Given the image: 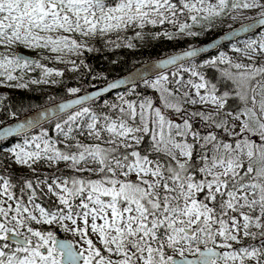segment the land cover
Returning a JSON list of instances; mask_svg holds the SVG:
<instances>
[{
  "label": "snow or ice",
  "instance_id": "1",
  "mask_svg": "<svg viewBox=\"0 0 264 264\" xmlns=\"http://www.w3.org/2000/svg\"><path fill=\"white\" fill-rule=\"evenodd\" d=\"M225 23L33 119L0 97V264H264V0H0V87Z\"/></svg>",
  "mask_w": 264,
  "mask_h": 264
},
{
  "label": "trees",
  "instance_id": "2",
  "mask_svg": "<svg viewBox=\"0 0 264 264\" xmlns=\"http://www.w3.org/2000/svg\"><path fill=\"white\" fill-rule=\"evenodd\" d=\"M225 31H227V23L219 25L212 33H209L206 36H201L192 42H190L187 38L175 41H169L161 38L160 40L149 41L143 46H138L136 50L127 48H119L114 51L105 50L100 45H97V47L101 48L99 52L85 53L83 57L85 62L91 66V72L82 70L80 73H66L63 78V84L54 85L53 87L46 89H41L42 87L37 88L32 85L28 90L12 89L6 91V87H0V97H6L4 100V106L8 109V111H16L18 119L37 108L69 98L65 93L66 87H82L84 89H88L92 75H104L111 80L117 76L127 74L141 63H145L171 53L180 52L182 49L187 48L192 44L199 45L208 42ZM129 35H131V33H129ZM113 61H117V63H113ZM58 67L63 66L60 65ZM32 75L35 76L36 74L33 73ZM209 75L211 76L213 73L209 71ZM93 83L96 84L97 88L105 84L102 80H96ZM142 89L143 84L140 85V89L138 90ZM148 94H152L150 89L148 90ZM53 97H55V99H53ZM108 98L112 99L113 96ZM0 119H3L6 124L13 121L7 114H0ZM36 133H38V130H36ZM11 144L12 141L9 140L7 144L0 145V148L10 146ZM61 167H63V165H61ZM42 168L45 169L47 167L43 166ZM14 171L18 174L22 173L31 175L29 171H24L21 168H14ZM53 171L55 170L47 168V170L45 169V171L40 173L43 175H50ZM38 202L46 206L48 203L47 197H45L43 201ZM58 235L60 237H64V232L58 230Z\"/></svg>",
  "mask_w": 264,
  "mask_h": 264
},
{
  "label": "water",
  "instance_id": "3",
  "mask_svg": "<svg viewBox=\"0 0 264 264\" xmlns=\"http://www.w3.org/2000/svg\"><path fill=\"white\" fill-rule=\"evenodd\" d=\"M221 35V34H220ZM220 35H218L217 37H215V38H218ZM213 40V39H212ZM211 41V40H210ZM209 42V41H208ZM208 42H205V43H203V44H200L199 46H207V44H208ZM176 53H179V52H175V53H172V54H176ZM170 55V54H169ZM168 55H166V56H163V57H167ZM160 58H162V57H160ZM158 59L159 58H157V59H155V60H151V61H148V62H146V63H143V64H140V65H138V66H136L132 71H130L129 73H127V74H125V75H122V76H118V77H116V78H120V79H130V78H132V77H137V79L139 78L138 77V74L139 73H142L143 75H150V73H148L147 71H145V69L147 68V65L149 64V63H151V62H156V61H158ZM105 86V84L102 86V87H104ZM100 88V87H99ZM93 90V89H92ZM68 99V98H67ZM60 102V101H59ZM56 103H58V102H56ZM56 103H54V104H51V105H48V106H54ZM48 106H45V107H48ZM45 107H42V108H39V109H37V110H34V111H32V112H30V113H28V114H26V115H24L23 117H21V118H19L18 120L20 121V122H23L25 119H33V117L36 115V114H38L39 113V111L40 110H42L43 108H45ZM13 122H11V123H8V124H12ZM61 239H64V238H61ZM65 240H68V239H65Z\"/></svg>",
  "mask_w": 264,
  "mask_h": 264
},
{
  "label": "rangeland",
  "instance_id": "4",
  "mask_svg": "<svg viewBox=\"0 0 264 264\" xmlns=\"http://www.w3.org/2000/svg\"><path fill=\"white\" fill-rule=\"evenodd\" d=\"M200 38V37H199ZM188 40H190V42H192L193 41V39H190V38H187ZM226 51V50H225ZM35 87H37V88H41V89H46V88H50V87H53L54 85H52V86H48V85H34ZM10 89H12V88H5V90L6 91H9ZM41 91V90H40ZM37 167V169H38V171L39 172H42V171H45V169L47 170V168H42L43 166H41V165H37L36 166ZM23 170L24 171H29L28 169H26V168H23ZM64 237H66V238H68V239H73V237L70 235V234H67V233H64Z\"/></svg>",
  "mask_w": 264,
  "mask_h": 264
}]
</instances>
